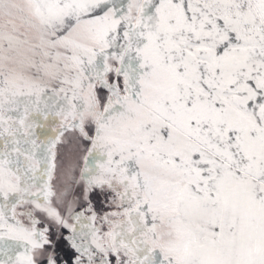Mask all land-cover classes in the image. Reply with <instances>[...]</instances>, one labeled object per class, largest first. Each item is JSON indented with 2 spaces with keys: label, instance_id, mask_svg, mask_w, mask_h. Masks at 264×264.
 I'll return each mask as SVG.
<instances>
[{
  "label": "snow or ice",
  "instance_id": "snow-or-ice-1",
  "mask_svg": "<svg viewBox=\"0 0 264 264\" xmlns=\"http://www.w3.org/2000/svg\"><path fill=\"white\" fill-rule=\"evenodd\" d=\"M0 264H264V0H0Z\"/></svg>",
  "mask_w": 264,
  "mask_h": 264
}]
</instances>
